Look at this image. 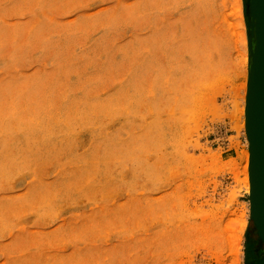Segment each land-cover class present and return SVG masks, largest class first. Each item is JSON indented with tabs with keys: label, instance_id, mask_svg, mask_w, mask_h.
<instances>
[{
	"label": "rangeland",
	"instance_id": "rangeland-1",
	"mask_svg": "<svg viewBox=\"0 0 264 264\" xmlns=\"http://www.w3.org/2000/svg\"><path fill=\"white\" fill-rule=\"evenodd\" d=\"M254 42L250 0H0V264H264Z\"/></svg>",
	"mask_w": 264,
	"mask_h": 264
},
{
	"label": "water",
	"instance_id": "water-1",
	"mask_svg": "<svg viewBox=\"0 0 264 264\" xmlns=\"http://www.w3.org/2000/svg\"><path fill=\"white\" fill-rule=\"evenodd\" d=\"M250 4L254 17L255 39L259 42L261 34L264 41V0H250ZM263 53L264 46L257 54L260 56ZM244 109L249 153V204L264 248V59L258 61L256 75L248 81Z\"/></svg>",
	"mask_w": 264,
	"mask_h": 264
},
{
	"label": "bare ground",
	"instance_id": "bare-ground-1",
	"mask_svg": "<svg viewBox=\"0 0 264 264\" xmlns=\"http://www.w3.org/2000/svg\"><path fill=\"white\" fill-rule=\"evenodd\" d=\"M242 23L240 22V21H236V22H228L227 23V25L228 26H240ZM253 43V42H252ZM255 45H256V51H255V61H254V68H253V70L255 71V72H257V63H258V61L260 60V59H264V53H263V55H261L260 54V56H258V51L259 52H261V49H262V47L264 46V41H263V37H262V35L260 34V38H259V42L255 39ZM261 56H262V58H261ZM255 87H256V85L253 87V89H254V91H255ZM244 103H245V101H244ZM244 111H245V109H244V104H243V108H242V113H244ZM242 121V120H241ZM242 125V124H241ZM242 127H244V125L242 126ZM246 153V152H245ZM240 156V155H239ZM245 156H246V160H247V169H248V158H249V153H246L245 154ZM244 156V157H245ZM243 157V158H244ZM246 169V168H245ZM246 173V174H245ZM244 174H245V187H246V189H247V191L249 192V187H250V184H249V175H248V171H246ZM261 240V239H260ZM263 246V245H262ZM258 257V256H257Z\"/></svg>",
	"mask_w": 264,
	"mask_h": 264
}]
</instances>
